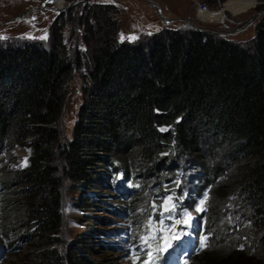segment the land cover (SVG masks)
I'll use <instances>...</instances> for the list:
<instances>
[{"label":"trees","instance_id":"trees-1","mask_svg":"<svg viewBox=\"0 0 264 264\" xmlns=\"http://www.w3.org/2000/svg\"><path fill=\"white\" fill-rule=\"evenodd\" d=\"M79 4L53 24L49 45L0 43V151L28 147L26 165L2 180L3 189L18 187L0 193V260L17 237L28 244L2 264H100L82 238L57 248L63 181L96 192L101 167L115 181L135 173L144 195L125 203L136 229L143 218L134 205L147 209L167 189L177 192L172 184L181 185L191 159L201 163V231L212 253L201 249L190 264H264V14L245 44L200 30L127 43L116 40L109 5ZM69 19L81 25L84 49L66 50L62 26ZM72 71L82 76V98L69 136L60 139L62 86ZM171 156L177 165L168 163ZM228 204L249 227L239 232L232 221L215 222ZM16 225L24 230L12 235ZM242 235L253 244L233 246Z\"/></svg>","mask_w":264,"mask_h":264},{"label":"rangeland","instance_id":"rangeland-1","mask_svg":"<svg viewBox=\"0 0 264 264\" xmlns=\"http://www.w3.org/2000/svg\"><path fill=\"white\" fill-rule=\"evenodd\" d=\"M85 1L109 5V9H111L109 13L114 16L118 25L116 40L127 43L143 42L157 36L163 37L165 31H176L186 34L194 30H200L210 32L230 41L245 44L250 40L252 41L254 24L264 14V0H227L226 2L224 0H214L212 3L204 1L208 9H213L200 15L204 18L207 17V19L198 16L196 0H0V43L24 44L31 41H40L45 45H49V32L53 24H58L59 21L63 20L67 15V7L69 9L70 5H76L78 2L83 5ZM150 2L160 7V12L163 16H166L167 21L158 17L155 12V6L151 5ZM65 4L68 5L65 6ZM78 6L76 8L77 12L82 10ZM19 13L21 15L17 16ZM220 16H222L220 19L213 20ZM179 17L184 18L180 19ZM81 29V25L70 19L69 22L65 21L63 23L62 36L66 50L69 51L72 46H76L78 49L85 48L79 40ZM45 35L47 38L41 39ZM81 79L82 76L77 71H72L63 83L62 99L57 115L60 139L69 136L78 106L81 103ZM18 150L20 151L18 152ZM27 155L28 147L23 143L13 145L9 153L0 151V193L4 192L6 194V191L8 192L10 188L14 190V188L18 187V184L12 182L10 188L3 189V176L25 166ZM168 163L177 165L176 156H171ZM184 164L188 168H182L181 194L182 197L188 198L187 193H190L191 188H195V184H197L194 181L201 178L196 173V170L199 169L198 165L201 163L191 159L184 161ZM191 174L195 176H191ZM102 176L106 178V182L101 179ZM110 176L111 170L108 167L100 168L95 175L96 185L92 189L96 190V192L87 191L86 187L77 189L72 187L68 181H63L61 186V220L56 231L59 237L57 248L62 250L69 241L82 238L90 245L91 254L99 259L100 264H134L135 256L128 252L126 239L135 232L137 236H141L142 232H140V229L144 227V223H138L137 226L139 228H134V224L130 220L131 213L128 212L132 205L125 203L128 202V198L127 200L123 198L120 200L118 192L114 189L116 181ZM120 176L117 178L121 181L123 177L121 178ZM135 178V173H132L131 181L134 182ZM137 178L143 180L141 175ZM144 183L149 185L151 180L148 179ZM177 184L178 181L175 180V185L177 186ZM144 188L145 186L135 184V191L131 195L138 194L143 196L144 193L142 191ZM7 195L12 198L15 193L9 192ZM205 195L207 196L204 193L196 197L191 194L193 201L191 204L187 201V206L180 210L179 220L183 221L186 219L187 214H191L195 224L202 227L201 211H197V208H204ZM169 196H164L163 200L159 202V206ZM202 200H204L203 204H201ZM148 202L153 203V205L156 203L153 200H148ZM135 206H137V209L141 207L139 209L141 217L143 219L147 218L148 214H145L144 204L137 202ZM8 207L9 205L4 207V212L7 211ZM178 207L179 209L182 208ZM153 210V208L149 210V214ZM247 218L246 215L238 214V209L234 204H228L221 211V215L215 222L223 227L227 221H232L234 223L232 228L241 232L240 225H242V229L246 223L245 228L249 227L250 222L247 221ZM146 222L148 225V218ZM230 228L231 226L229 225L228 229ZM22 230H24L22 225H16L9 233L15 235L22 232ZM153 230L155 231L154 228H152ZM246 230L244 229L243 231L246 232ZM169 234V232L165 233L168 237ZM229 240H232L230 235L226 237L225 242ZM24 241L25 238L20 240L17 237L8 247L5 255H2L3 259L0 260V264L9 255L17 254L14 256L16 260L20 258L28 244L27 241ZM233 242L232 244L235 247H243L246 244L248 245V243L253 244L249 236L244 237L243 235L242 238L233 240ZM210 248L212 246H206V250L209 249L207 251L210 252L209 254L212 253ZM190 263L191 261H189Z\"/></svg>","mask_w":264,"mask_h":264},{"label":"snow or ice","instance_id":"snow-or-ice-1","mask_svg":"<svg viewBox=\"0 0 264 264\" xmlns=\"http://www.w3.org/2000/svg\"><path fill=\"white\" fill-rule=\"evenodd\" d=\"M46 35L44 37H41V39H46ZM123 38V36H122ZM165 129H162V131H164ZM25 165H26V160H25ZM207 199V196L205 195L204 200ZM204 200L201 201V204L204 203ZM161 211H160V216H161V220H160V225H161V229L160 231H164L163 229V220L165 218V213H175L176 211V202L173 200V198L171 196L166 197L163 201V203L159 206ZM153 208L155 209L156 206L153 205ZM202 208H197V211H202ZM192 220V216L191 214H187L186 219L183 221H179L177 220L176 223H184V224H188L190 221ZM152 224L153 221L151 219H149V224H148V235L146 236H141L140 237V241L142 243V245L147 246V252H146V256L147 258L142 262V264H154L155 259H157L158 257H155L153 255V251L152 249V244L151 242L156 240L157 237L156 235L152 234ZM180 239L179 235H175L173 234L171 236V238H169L167 235H164L161 237L162 243L157 247L156 252H166L168 251V249L172 248L173 246V241H177ZM207 237H203L200 240V248L203 249L207 246Z\"/></svg>","mask_w":264,"mask_h":264},{"label":"built area","instance_id":"built-area-1","mask_svg":"<svg viewBox=\"0 0 264 264\" xmlns=\"http://www.w3.org/2000/svg\"><path fill=\"white\" fill-rule=\"evenodd\" d=\"M196 4V12L198 13V16H200L202 13H206L208 11H212L213 9H208L206 4L204 3V1L202 0H196L195 1ZM219 8V7H218ZM224 14V13H223ZM222 14V15H223ZM222 16H220L217 19H213V20H218L220 19ZM200 18H204L203 16H200ZM204 19H207V17H205Z\"/></svg>","mask_w":264,"mask_h":264},{"label":"water","instance_id":"water-1","mask_svg":"<svg viewBox=\"0 0 264 264\" xmlns=\"http://www.w3.org/2000/svg\"><path fill=\"white\" fill-rule=\"evenodd\" d=\"M69 4V3H68ZM68 4H65V6H67ZM151 5L155 6V12L156 14L158 15V17L161 19V20H164V21H167L168 19L166 18V16H163L160 12V7L157 5V4H154L153 2H150ZM21 15L20 13L17 14V16ZM15 16V17H17ZM14 17V18H15ZM180 19H183L184 17H179Z\"/></svg>","mask_w":264,"mask_h":264},{"label":"bare ground","instance_id":"bare-ground-1","mask_svg":"<svg viewBox=\"0 0 264 264\" xmlns=\"http://www.w3.org/2000/svg\"><path fill=\"white\" fill-rule=\"evenodd\" d=\"M20 150H18V152H19Z\"/></svg>","mask_w":264,"mask_h":264}]
</instances>
